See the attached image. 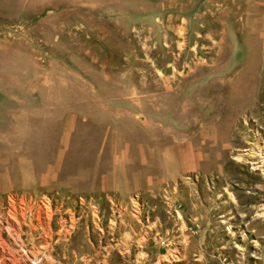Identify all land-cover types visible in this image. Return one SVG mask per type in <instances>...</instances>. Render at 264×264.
I'll return each mask as SVG.
<instances>
[{
	"label": "rangeland",
	"instance_id": "374dc122",
	"mask_svg": "<svg viewBox=\"0 0 264 264\" xmlns=\"http://www.w3.org/2000/svg\"><path fill=\"white\" fill-rule=\"evenodd\" d=\"M21 199L53 233L27 264H264V0H0Z\"/></svg>",
	"mask_w": 264,
	"mask_h": 264
},
{
	"label": "bare ground",
	"instance_id": "6f19581e",
	"mask_svg": "<svg viewBox=\"0 0 264 264\" xmlns=\"http://www.w3.org/2000/svg\"><path fill=\"white\" fill-rule=\"evenodd\" d=\"M19 201L20 202L17 204L16 202H11L8 206L9 207L8 212L0 215V264H27V260L29 257L27 258L25 255H23L18 250L12 247L14 240H16L15 238L20 239V235L22 234L24 227H26L29 231V235H26V236L28 237L30 236L34 238L35 234L39 235L38 240H40V243L38 245L44 251H47L49 249V243L51 242V241L49 242V240H51L53 236L52 228H51V215L48 209L38 204L32 205L30 203L25 202L23 199ZM38 231L39 233H37ZM11 240H12V243L10 242ZM32 247L34 248V246ZM33 253L34 252H32V254ZM37 254L35 255L37 256ZM39 254L41 255L43 254L42 256L45 258V260L50 259V261H52L51 255L49 253L47 256L45 255L46 253L45 254L39 253ZM38 258H42V257H38ZM39 260H38V263H39ZM47 264H50V262Z\"/></svg>",
	"mask_w": 264,
	"mask_h": 264
}]
</instances>
